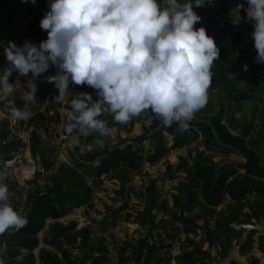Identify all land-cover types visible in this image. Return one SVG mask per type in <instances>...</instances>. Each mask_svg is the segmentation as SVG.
Wrapping results in <instances>:
<instances>
[{
  "label": "rangeland",
  "instance_id": "obj_1",
  "mask_svg": "<svg viewBox=\"0 0 264 264\" xmlns=\"http://www.w3.org/2000/svg\"><path fill=\"white\" fill-rule=\"evenodd\" d=\"M226 1L212 0L205 6L209 11L220 12ZM240 7L246 8V5ZM47 10V0H37L35 6L21 0H0V41L22 46L27 40L38 45L46 39V31L39 28V21ZM240 13L241 20L223 21L212 35L220 53L211 71L213 75L223 71L244 94L227 102L226 85L219 81L211 83L207 104L188 122V129L165 132L169 148L181 143L185 133L198 134V140L171 150L154 164L146 162L154 140L152 135L144 134L140 117L121 125L105 113L101 118L107 120L111 129V135L103 137L108 143L107 149L96 143V133L66 134L63 128L72 96L58 102L55 98L58 90L41 77L36 79V103L30 105L29 119H11L8 109L0 105V136L6 129L8 143L18 145L13 153L8 152L13 145H0V168L3 169L6 161L14 162L5 180L8 203L14 210L20 213L28 209L37 193L54 194L53 186L70 187L76 181L74 177L92 191L85 207L74 210L65 219L46 222L37 236L39 247L33 252L36 264L43 252L58 255L59 249L67 250L76 264L87 256L95 259L100 255L78 244L66 247L57 239L53 231H62L72 222L76 223L77 230L87 229L92 244L108 252V261L104 264H135L137 248L145 242L154 251L151 264H158L159 259H162L160 264H178L184 252L194 253V259L188 264H252L254 260L264 264L263 197L250 195L235 203L225 192L221 204L210 206L201 196L202 181L195 178L198 169H213L217 173L233 169L239 182L252 177L264 183V64L254 61L253 40L242 21L245 11ZM243 65L248 66L247 71H242ZM7 66L0 47V72ZM52 74L55 69L44 75ZM28 78L30 74L22 77L14 71L9 83H19L26 91L23 85ZM78 87V91L71 92H86L96 99L90 87ZM14 105L17 109L23 108L19 93ZM127 147L139 153L138 169L121 164L96 180L95 163L90 162L94 153H98L99 163L110 150ZM41 155L51 168L48 171L42 168L36 180L24 182L25 156L28 160L40 159L41 163ZM188 191L198 196L191 210H187ZM247 227L259 230L249 232ZM12 235L9 231L0 234V264H7V250L14 244ZM122 249L125 252L120 254ZM125 259L128 261H122Z\"/></svg>",
  "mask_w": 264,
  "mask_h": 264
},
{
  "label": "clouds",
  "instance_id": "obj_2",
  "mask_svg": "<svg viewBox=\"0 0 264 264\" xmlns=\"http://www.w3.org/2000/svg\"><path fill=\"white\" fill-rule=\"evenodd\" d=\"M37 4V0H21ZM206 0H47L39 21L46 39L22 46L0 41L7 67L0 72V105L14 120H27L36 103L37 77L52 84L55 97L69 109L63 131L96 133V143L111 135L106 119L127 125L133 118L151 113L165 127L173 123L187 130L189 121L208 101L212 65L220 49L204 27H194L201 17L196 10ZM246 18L253 21L251 38L254 61L264 64V0H245ZM234 9V14L238 15ZM50 69L55 74L44 75ZM248 66L243 65L242 71ZM28 77L23 90L9 83L13 72ZM70 84L95 91L73 94ZM19 93L22 109L14 105ZM150 126L152 119L144 121ZM74 143L77 141L74 139ZM98 164V161L93 162ZM10 173L0 168V234L19 230L27 216L8 203L5 183Z\"/></svg>",
  "mask_w": 264,
  "mask_h": 264
},
{
  "label": "trees",
  "instance_id": "obj_3",
  "mask_svg": "<svg viewBox=\"0 0 264 264\" xmlns=\"http://www.w3.org/2000/svg\"><path fill=\"white\" fill-rule=\"evenodd\" d=\"M212 0H206V3ZM205 3V4H206ZM245 4V0H227L224 2L225 6L220 12H213L207 9V6L199 7L196 10L200 15L201 20L194 27H204L206 33L210 36L215 34L223 21L219 19L228 14L232 9L238 8ZM249 35L253 32V28H248ZM70 90L78 91L79 87L70 84ZM67 110H70L67 105ZM66 118V116H65ZM141 125L144 134L152 135L154 143L151 145V151L147 155L146 162L154 164L164 157L173 149L182 148L186 144L198 140V134L185 133L182 137V142L175 145L173 148H169L168 137L165 134L175 133L180 128L176 123H173L171 127H165L162 122L153 116L151 113L140 116ZM152 119L150 126H145L144 121L146 119ZM205 134V130H203ZM8 134L5 133L0 136V145H11L8 143ZM79 133H74L78 135ZM13 149L8 150L9 153L16 152L18 145H13ZM104 147L107 149L108 143L104 142ZM42 168L48 171L51 166L47 163V160L41 155ZM98 158V153H94V156L90 162H95ZM141 161L139 153L133 151L131 147L127 148H115L109 151V154L103 158L98 164L94 166V178L100 179L103 176L109 174L114 168L119 165H126L131 169H138V164ZM74 176V174H73ZM236 176V171L233 169H227L220 172H216L213 169H198L196 180L202 181L201 196L203 200L210 206H218L221 204L222 196L225 192L228 193L231 200L238 203L244 200L247 196L257 195L264 199V183L252 178H244L241 182ZM76 181L68 188L63 189L57 186H53L56 189L54 194L38 193L29 202V212L27 214L26 225L19 229L15 234L11 236L14 244L7 250V264H36L37 259L33 252L39 247L38 234L42 232L46 226L48 220L59 221L69 217L74 210L85 207L91 199L92 191L90 187L80 181L77 177H74ZM35 184V182L30 183ZM188 202L187 210H191L198 201V196L193 191L187 192ZM182 221H187L181 218ZM57 239H59L64 246L79 245L81 248L87 249L89 252H99V256L93 259L87 256L79 264H104L108 261V252L103 251L100 247H96L92 244L89 231L87 229L77 230L75 222L69 224V226L62 231H53ZM53 244V243H51ZM163 247H161V250ZM23 252H26L25 255ZM125 252V249L120 250V254ZM23 254V255H22ZM154 251L152 246L145 242L139 245L137 248V255L135 257V264H151L153 260ZM194 259V253L184 252L181 257L178 258V264H188ZM39 264H76V261L71 259L67 250L59 249L58 255H52L42 253L39 256ZM127 262L128 259L122 260ZM162 262V259L158 260V264ZM127 264V263H123ZM252 264H259L257 260H254Z\"/></svg>",
  "mask_w": 264,
  "mask_h": 264
},
{
  "label": "water",
  "instance_id": "obj_4",
  "mask_svg": "<svg viewBox=\"0 0 264 264\" xmlns=\"http://www.w3.org/2000/svg\"><path fill=\"white\" fill-rule=\"evenodd\" d=\"M234 9L238 10L237 8H234ZM234 9H232L228 14H226L225 16L220 18L219 20L220 21H225V20H228L230 18L238 19L239 16H240L239 12H238V15L234 14ZM217 81H219L220 83L226 85V87H227V96H226V101L227 102H232L237 96H240V95L244 94V91L238 89L236 87V85L234 84V82L228 76H226L223 71H219L218 73L213 75L211 83H214V82H217ZM39 161H40V159H38V162ZM38 169L40 171L42 170L41 163H38ZM28 212H29V208L24 210V211H22V212H20V213L27 216ZM257 230H259L258 227H247L246 228V231H249V232L257 231ZM17 231L18 230H9V232L12 233V234H15Z\"/></svg>",
  "mask_w": 264,
  "mask_h": 264
},
{
  "label": "built area",
  "instance_id": "obj_5",
  "mask_svg": "<svg viewBox=\"0 0 264 264\" xmlns=\"http://www.w3.org/2000/svg\"><path fill=\"white\" fill-rule=\"evenodd\" d=\"M239 11V20L242 19V13H240V11H245L243 7H238L237 8ZM235 19V18H234ZM243 24L245 25V29L248 28H253V21L248 20L246 18V13L245 15L243 14ZM31 156V155H30ZM38 159L35 160L33 157H30V159H26L25 156V166H24V172L22 173V180L24 182L28 181L30 182V180H36V177L40 174V170L38 169ZM14 166V162L13 161H6L2 167L3 169H6L7 171H10ZM28 169V170H27ZM27 170V172H26Z\"/></svg>",
  "mask_w": 264,
  "mask_h": 264
},
{
  "label": "bare ground",
  "instance_id": "obj_6",
  "mask_svg": "<svg viewBox=\"0 0 264 264\" xmlns=\"http://www.w3.org/2000/svg\"><path fill=\"white\" fill-rule=\"evenodd\" d=\"M28 170V169H27ZM27 170H26V172H27Z\"/></svg>",
  "mask_w": 264,
  "mask_h": 264
}]
</instances>
